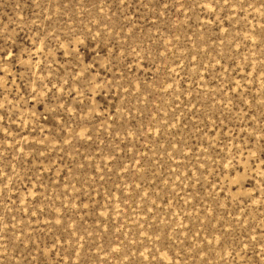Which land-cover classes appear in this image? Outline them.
I'll return each instance as SVG.
<instances>
[{"label":"rangeland","instance_id":"374dc122","mask_svg":"<svg viewBox=\"0 0 264 264\" xmlns=\"http://www.w3.org/2000/svg\"><path fill=\"white\" fill-rule=\"evenodd\" d=\"M0 264H264V0H0Z\"/></svg>","mask_w":264,"mask_h":264}]
</instances>
